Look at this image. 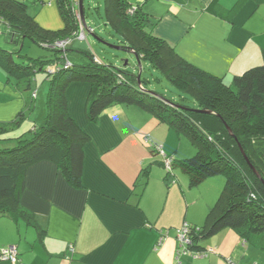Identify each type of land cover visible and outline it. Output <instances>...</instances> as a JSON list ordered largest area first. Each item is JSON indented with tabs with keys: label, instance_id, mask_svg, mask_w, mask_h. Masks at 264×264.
Masks as SVG:
<instances>
[{
	"label": "trees",
	"instance_id": "obj_1",
	"mask_svg": "<svg viewBox=\"0 0 264 264\" xmlns=\"http://www.w3.org/2000/svg\"><path fill=\"white\" fill-rule=\"evenodd\" d=\"M54 1L64 21V27L58 30L42 27L29 12L27 2L0 0V25L9 31L10 43L19 47L11 51L0 49V68L6 83L18 91L33 92V77L40 72L49 83L46 116L41 123L23 134L11 133L34 110L36 93L15 121L0 122V219L8 218L17 224L24 222L44 236L45 231L34 215L21 205L27 172L38 163H54L71 187L84 189V148L90 137L70 114L67 90L74 83H86L91 86L86 108V117L91 123L98 124L103 112L112 106H136L157 117L178 136L187 138L197 149L191 158L168 156L173 158L170 171L166 170L163 159L166 180L172 179L176 169L187 176L191 188L216 176L225 177L224 189L205 224H188L190 254L179 256L177 253L178 260L187 256L210 260L218 255L216 247H206L203 242L225 230L236 235L244 248L250 245L264 253V55L262 65L234 77L233 84L228 85L222 78L181 58L170 43L157 36L156 23L141 3L104 0L102 12L95 7L99 19L110 29L106 38L88 25H81L79 19L86 22L87 10L91 9L90 5L86 6V0ZM242 3L239 0L226 11V17L232 18ZM82 30L85 40L89 32L104 45L112 43L111 46H118L123 52L133 51L141 64L142 85L138 82L140 67L134 54L136 65L128 61L123 68L105 64L88 50L78 51L79 62L71 61L68 52L72 50H68V45L77 39L84 40L80 37ZM28 40L49 54L37 58L23 55ZM64 41H67L66 47L57 48L56 43ZM145 65L163 75L177 91L192 97L196 109L149 88L152 80L144 77ZM129 66L134 70L130 71ZM202 110L212 113H202ZM156 153L162 155L153 146L152 154ZM149 171L148 166L141 175L147 178ZM139 179L136 187L144 188L146 183L140 185ZM141 195L138 193V198ZM232 261V258L226 259L229 264Z\"/></svg>",
	"mask_w": 264,
	"mask_h": 264
},
{
	"label": "crops",
	"instance_id": "obj_2",
	"mask_svg": "<svg viewBox=\"0 0 264 264\" xmlns=\"http://www.w3.org/2000/svg\"><path fill=\"white\" fill-rule=\"evenodd\" d=\"M23 1L29 12L37 11L31 14L41 24L45 9L44 23L54 25L52 16L59 18L54 0ZM130 1L143 4L156 23L154 33L181 58L225 83L263 64L264 1L243 0L232 18L225 12L239 0ZM68 58L79 62L81 56L78 52ZM6 81L0 68L1 123L15 121L36 93L18 91ZM90 94L91 86L86 83H74L67 90L70 114L90 137L84 148V189L71 187L52 162L32 166L21 205L34 215L44 236L24 222L1 218L0 254L5 248L18 247L20 261L16 264H197L200 261L192 263L190 258L177 260L176 236L185 224L203 225L198 220L199 198L194 195L199 187L191 188L178 169L166 180L163 155L152 154L154 146L167 156L184 159L195 147L136 106H112L98 124L91 123L86 117ZM32 116L33 111L27 113L11 133L23 134L38 124ZM28 121L30 127L24 129ZM148 166L144 178L141 173ZM138 179L140 185L146 183L144 188L136 187ZM138 193L142 194L139 198ZM205 205L211 208L210 201ZM205 246L216 247L218 255L198 264H227V258L241 256L245 245L225 230ZM0 264L12 263L0 258Z\"/></svg>",
	"mask_w": 264,
	"mask_h": 264
},
{
	"label": "rangeland",
	"instance_id": "obj_3",
	"mask_svg": "<svg viewBox=\"0 0 264 264\" xmlns=\"http://www.w3.org/2000/svg\"><path fill=\"white\" fill-rule=\"evenodd\" d=\"M89 5L91 9L87 10L88 15H87V20H86L88 27L95 29L99 34L103 35V37L109 38L108 32L110 29L104 25V23L97 16L98 12L94 10L95 7H99L100 12H102L104 8V0H86V6L88 7ZM46 11L47 9L41 11L42 17L40 21L42 22V24L39 23V21L36 19L37 22L42 27L46 29H50V30H57V29L64 27V21L61 15H58L59 18H57L56 15L52 16L55 19L54 25H48V23H44L46 22L44 20V14L46 13ZM36 12H37L36 10L30 11V13H33V14H35ZM52 17L50 16V20L52 19ZM79 21L81 22V25L84 24L82 23L81 19H79ZM8 35H9V31L7 30L6 26L0 25V49L11 51L12 50L11 48L13 47V45L10 43V40L7 39ZM9 38H10V35H9ZM110 44L113 45L112 43ZM14 47L17 50H19V47H16L15 45ZM114 47L116 49L114 48L112 49L108 45H104L99 40H96L93 37V35H91L88 32L86 40L84 39L82 41V40L77 39V40L72 41L68 45V50L70 49L72 50L68 52V55L78 54V51L80 50L82 51L88 50L92 52L95 56H98L100 60L104 62L105 64H113L117 68H123L127 61H129V63L133 66L136 65V58L132 53L123 52L121 48L118 46H114ZM43 53L49 54V52L45 50L43 47L36 45L29 40L24 45L23 52H22L23 55L28 54L30 56H33L34 58L41 56ZM133 66H129L128 69L130 71H133L134 70ZM143 74L147 80H152V84L149 86V88H151L152 90H156L164 94L169 99H173L174 101H177V102L180 101L181 103L188 105L191 108L196 109L197 105L194 102L193 98L190 97L188 94H183L180 91H177L175 88L169 85L166 79L164 78V76L161 75L160 73H156L152 71L150 68H148L147 65H145L143 69ZM157 79L159 80L156 81ZM226 84L232 85L233 80L226 81ZM32 89L36 91L37 99L34 101L35 110H33V116L31 117V120L39 124V122L42 121V119L46 116V97H47V93L49 90V83L46 81L44 73H41V72L37 73L33 77ZM181 97H183L185 100L184 101L180 100ZM30 121H28V123L25 124L24 129L26 128L29 129ZM184 141H186L185 143L187 145L190 144V142L187 139ZM190 145L189 147H192ZM194 149H195L194 153L191 154L190 157L188 156L187 158H191L195 156V154L197 153V149L196 148ZM156 157L161 158L159 155ZM221 179H222V182H220V184H216V181H219ZM224 186H225V177L216 176L206 181L205 184L199 186V190L194 191V195L199 198L198 209L200 210L199 211L200 214L198 215V220L201 222V225L205 224L207 220V216L209 212L211 211V209H213L214 206L216 205V202L218 201L220 194L224 189ZM209 201L211 204V208L207 209L205 203ZM210 239L211 238L204 240L203 243L205 244L208 243ZM178 249H179V244H178ZM240 254L241 256L239 255L237 259L234 256L232 264H264V253L252 248V246L250 245H247L245 248H242ZM187 257L190 258L191 256H187ZM191 258H190L191 259L190 262L192 263H195L197 261H200V262L205 261L203 259H197L195 257H191ZM200 262H197V264Z\"/></svg>",
	"mask_w": 264,
	"mask_h": 264
},
{
	"label": "built area",
	"instance_id": "obj_4",
	"mask_svg": "<svg viewBox=\"0 0 264 264\" xmlns=\"http://www.w3.org/2000/svg\"><path fill=\"white\" fill-rule=\"evenodd\" d=\"M81 39H85V33L84 30H82L81 32ZM67 45V41L64 42H59L56 43L57 48L59 49H64ZM160 151V153L163 155L164 157V165L166 170L170 171L172 170V162H173V158L172 157H168L167 155H165V153L159 148L158 149ZM191 234V229L190 226L188 224H185L180 230L177 231V236L176 239L179 243V249L177 251L178 255H188L190 254V251L188 249L191 240H190V235ZM210 252H214V249H210ZM0 258L3 261H9L13 264H16L19 262V251L18 248L16 246H11L8 248H5L1 251L0 254ZM178 258V257H177ZM195 258H197L195 256Z\"/></svg>",
	"mask_w": 264,
	"mask_h": 264
},
{
	"label": "water",
	"instance_id": "obj_5",
	"mask_svg": "<svg viewBox=\"0 0 264 264\" xmlns=\"http://www.w3.org/2000/svg\"><path fill=\"white\" fill-rule=\"evenodd\" d=\"M82 5V4H81ZM80 9H81V14L83 13V10H82V6H80ZM83 21H84V25L85 26H87V24H86V22H85V20L83 19ZM105 45H108L109 47H111V48H114V49H116L114 46H111L110 44H105ZM130 53H132V54H134L135 56H136V54L133 52V51H131ZM136 58H137V60H138V57L136 56ZM128 62V61H127ZM127 62H126V64H127ZM138 62H139V60H138ZM139 67H140V73H139V76H138V82H139V85L141 86L142 84H141V81H140V76H141V70H142V68H141V64H140V62H139ZM202 113H208V114H211L212 112H209V111H205V110H202L201 111ZM230 131V130H229ZM230 134L232 135V132L230 131ZM241 151H242V153L245 155V153H244V151H243V149L241 148ZM254 172L257 174V176L259 177V178H261L260 177V175H259V173L256 171V170H254Z\"/></svg>",
	"mask_w": 264,
	"mask_h": 264
},
{
	"label": "clouds",
	"instance_id": "obj_6",
	"mask_svg": "<svg viewBox=\"0 0 264 264\" xmlns=\"http://www.w3.org/2000/svg\"><path fill=\"white\" fill-rule=\"evenodd\" d=\"M83 21V20H82ZM83 23V22H82ZM83 27H85V25L83 26Z\"/></svg>",
	"mask_w": 264,
	"mask_h": 264
}]
</instances>
